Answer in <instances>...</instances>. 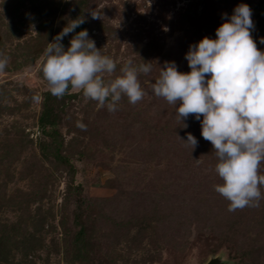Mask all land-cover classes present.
<instances>
[{"label": "rangeland", "instance_id": "obj_1", "mask_svg": "<svg viewBox=\"0 0 264 264\" xmlns=\"http://www.w3.org/2000/svg\"><path fill=\"white\" fill-rule=\"evenodd\" d=\"M241 4L253 23L264 16V0H0V54L9 58L0 72V264H205L216 256L223 264H264V186L258 207L228 211L214 190L223 181L201 122L193 115L180 122L179 103L152 92L165 62L189 73L190 45L217 39L229 22L224 14ZM82 18L101 55L116 62L105 81L128 60L152 62V72L138 76L143 99L133 105L123 97L115 112L71 88L62 98L51 94L53 138L52 127L39 125L51 93L43 53ZM251 35L263 52L264 30ZM74 36L61 41L65 50ZM188 134L194 149L182 142Z\"/></svg>", "mask_w": 264, "mask_h": 264}, {"label": "clouds", "instance_id": "obj_2", "mask_svg": "<svg viewBox=\"0 0 264 264\" xmlns=\"http://www.w3.org/2000/svg\"><path fill=\"white\" fill-rule=\"evenodd\" d=\"M91 15L101 18L95 11ZM251 16L246 4L237 6L230 18L224 14L229 22L216 30L217 39L205 37L190 45L185 55L189 73H180L175 62H165L152 84L157 98L174 106L179 103L176 117L180 122L190 115L201 122V135L213 146L218 161L215 172L223 181L214 185V190L230 202V212L258 207L264 186L260 174L264 163V52L252 38ZM84 22L83 18L70 22L43 53L41 72L51 94L62 98L69 88L78 90L86 99L107 106L109 112L118 110L123 97L133 105L140 102L146 93L138 76L150 74L152 62L136 66L128 60L121 75L105 81V74L112 76L116 71V62L101 55L87 30L76 34L67 50L61 43ZM260 43L264 44V38ZM8 62L9 58L0 54V72ZM182 142L192 149L198 145L191 134Z\"/></svg>", "mask_w": 264, "mask_h": 264}, {"label": "trees", "instance_id": "obj_3", "mask_svg": "<svg viewBox=\"0 0 264 264\" xmlns=\"http://www.w3.org/2000/svg\"><path fill=\"white\" fill-rule=\"evenodd\" d=\"M81 2H85V0H81ZM260 17V23H253L254 24V28L251 29L250 31H253L255 28L259 27V30L260 32L264 30V16L263 15H259ZM260 25V26H259ZM262 25V26H261ZM81 31H84L83 30V24H81L79 27H77L74 32H72L73 35H76L78 34L79 32ZM263 52H264V46H263ZM51 93H46L45 94V97H44V104H43V111L39 117V125L43 128V129H46V128H51V137H55L54 134L57 135V131H56V124L58 122V118L56 116V114L53 113V106L52 104H50L52 101H51ZM71 97H76V95H73ZM49 134V135H50ZM60 160V162L67 166V168H70L71 171H73V167L71 165H69L68 163V160L64 157H59V155L57 156ZM80 191V187H76V189L74 191H76V194L79 195V193L77 192ZM77 207L79 208V212L78 214L76 215L75 217V223L76 225H78L80 228H79V231L77 232V236L79 239H83L84 237V232H85V229H84V222L82 220V211H81V205H82V200L79 199V197H77Z\"/></svg>", "mask_w": 264, "mask_h": 264}, {"label": "water", "instance_id": "obj_4", "mask_svg": "<svg viewBox=\"0 0 264 264\" xmlns=\"http://www.w3.org/2000/svg\"><path fill=\"white\" fill-rule=\"evenodd\" d=\"M205 264H223V260L220 257H212Z\"/></svg>", "mask_w": 264, "mask_h": 264}]
</instances>
